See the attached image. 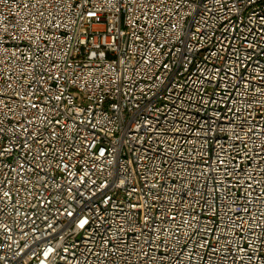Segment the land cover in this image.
I'll list each match as a JSON object with an SVG mask.
<instances>
[{
    "label": "built area",
    "instance_id": "built-area-1",
    "mask_svg": "<svg viewBox=\"0 0 264 264\" xmlns=\"http://www.w3.org/2000/svg\"><path fill=\"white\" fill-rule=\"evenodd\" d=\"M0 264H264V0H0Z\"/></svg>",
    "mask_w": 264,
    "mask_h": 264
}]
</instances>
